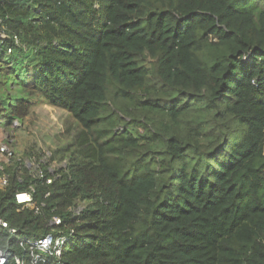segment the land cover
Wrapping results in <instances>:
<instances>
[{
  "label": "trees",
  "instance_id": "16d2710c",
  "mask_svg": "<svg viewBox=\"0 0 264 264\" xmlns=\"http://www.w3.org/2000/svg\"><path fill=\"white\" fill-rule=\"evenodd\" d=\"M0 20L24 44L1 110L41 98L82 128L50 184L0 170L8 264L70 228L62 264H264V0H0Z\"/></svg>",
  "mask_w": 264,
  "mask_h": 264
},
{
  "label": "built area",
  "instance_id": "2783aa9c",
  "mask_svg": "<svg viewBox=\"0 0 264 264\" xmlns=\"http://www.w3.org/2000/svg\"><path fill=\"white\" fill-rule=\"evenodd\" d=\"M24 47V44L20 41L19 35L16 32L11 31L7 25H5L0 20V84L3 78V70L6 67L5 62L7 56L11 54L14 48ZM3 56V58H2ZM2 86V85H1ZM22 122L17 118L11 119L5 111H2L0 108V127H5V129H15L21 127ZM8 135V134H7ZM5 136L6 138L8 136ZM0 170H2L4 164H9L11 160L18 161L27 167L30 172H34L39 178H44L47 184H50L53 180L52 176H45L44 170L42 169L40 163L41 160L36 161L35 159L31 160L26 158L25 151H18L14 149L11 145V141L7 139L6 141H0ZM44 163V162H43ZM64 166V164L62 165ZM58 167L53 165H48V170L51 173H55ZM59 175V174H58ZM9 184V174L6 172L0 173V190L4 189ZM34 187L29 184L28 189L18 190L14 193L15 202L20 205V209L29 207L34 209L35 212H38L39 207L35 205L33 199ZM46 193V195H48ZM79 208H76L75 211L78 212ZM52 225L58 226L61 224V217L54 215L52 217ZM0 227L8 229V231L13 234L17 230L15 227H10L8 222L0 218ZM73 233V229H69L67 232L62 230L55 231L52 229L47 232L45 235L37 239L23 238L20 240L19 244L23 247V252L26 251V254L29 256V264H62L59 257L62 253V248L69 236ZM12 254L7 253L3 250L0 244V264H8L9 257ZM15 256L16 264H27L23 258H18V255ZM53 258L54 262H52Z\"/></svg>",
  "mask_w": 264,
  "mask_h": 264
},
{
  "label": "rangeland",
  "instance_id": "374dc122",
  "mask_svg": "<svg viewBox=\"0 0 264 264\" xmlns=\"http://www.w3.org/2000/svg\"><path fill=\"white\" fill-rule=\"evenodd\" d=\"M6 69H9L8 66L5 67L3 73H6ZM26 91H31V89L27 87ZM33 102L34 100L31 101ZM21 122V127L15 129L6 130L0 127V140L9 139L14 149L26 152V158L43 162L50 161L53 150L73 148L77 135L82 129L67 110L49 104L41 98L35 99ZM62 154L64 156L62 159H53L49 164L54 167L63 164L65 166L68 156H65L66 152Z\"/></svg>",
  "mask_w": 264,
  "mask_h": 264
},
{
  "label": "crops",
  "instance_id": "0c3cea01",
  "mask_svg": "<svg viewBox=\"0 0 264 264\" xmlns=\"http://www.w3.org/2000/svg\"><path fill=\"white\" fill-rule=\"evenodd\" d=\"M0 87H1V84H0ZM0 92H1V89H0ZM2 129H5V127H2ZM1 141V140H0Z\"/></svg>",
  "mask_w": 264,
  "mask_h": 264
}]
</instances>
